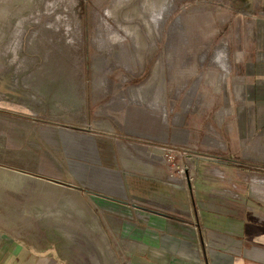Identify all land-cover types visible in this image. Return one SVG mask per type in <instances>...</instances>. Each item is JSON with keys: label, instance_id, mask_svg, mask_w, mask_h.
Masks as SVG:
<instances>
[{"label": "rangeland", "instance_id": "1", "mask_svg": "<svg viewBox=\"0 0 264 264\" xmlns=\"http://www.w3.org/2000/svg\"><path fill=\"white\" fill-rule=\"evenodd\" d=\"M263 54L264 0H0V237L79 263L124 205L264 210Z\"/></svg>", "mask_w": 264, "mask_h": 264}, {"label": "crops", "instance_id": "2", "mask_svg": "<svg viewBox=\"0 0 264 264\" xmlns=\"http://www.w3.org/2000/svg\"><path fill=\"white\" fill-rule=\"evenodd\" d=\"M254 59V75L248 81L243 78L237 88L243 94V104L251 110L243 114V124L264 139V54ZM260 148L261 159H257L263 162L264 144ZM259 185L262 200L264 182ZM258 188L251 193L246 189L245 196L257 195ZM246 202L257 205L256 199ZM262 205H257L258 209L264 208ZM251 206H243L240 212L215 203L204 207L193 204L194 212L189 214L178 206L156 213L150 205H124L117 209L124 211L117 221L96 226L92 258L73 263L71 254L56 246H25L4 234L0 237V264H264V210Z\"/></svg>", "mask_w": 264, "mask_h": 264}, {"label": "bare ground", "instance_id": "3", "mask_svg": "<svg viewBox=\"0 0 264 264\" xmlns=\"http://www.w3.org/2000/svg\"><path fill=\"white\" fill-rule=\"evenodd\" d=\"M155 15V14H154ZM152 20V19H151ZM153 20H154V18H153ZM218 56H219V54H218Z\"/></svg>", "mask_w": 264, "mask_h": 264}]
</instances>
